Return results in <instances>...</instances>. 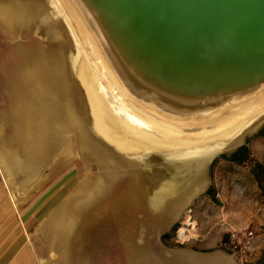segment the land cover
Wrapping results in <instances>:
<instances>
[{
    "label": "rangeland",
    "instance_id": "obj_1",
    "mask_svg": "<svg viewBox=\"0 0 264 264\" xmlns=\"http://www.w3.org/2000/svg\"><path fill=\"white\" fill-rule=\"evenodd\" d=\"M49 11L47 0H0V212L9 204L49 264H240L223 242L244 228L255 237L243 264H264V179L252 171L264 166V114L153 207L170 166L157 154L138 164L95 132L68 60L74 41ZM242 145L248 158L228 160ZM51 197L32 218L31 204Z\"/></svg>",
    "mask_w": 264,
    "mask_h": 264
},
{
    "label": "water",
    "instance_id": "obj_2",
    "mask_svg": "<svg viewBox=\"0 0 264 264\" xmlns=\"http://www.w3.org/2000/svg\"><path fill=\"white\" fill-rule=\"evenodd\" d=\"M72 2L113 88L158 113L190 117L264 87V0Z\"/></svg>",
    "mask_w": 264,
    "mask_h": 264
},
{
    "label": "bare ground",
    "instance_id": "obj_3",
    "mask_svg": "<svg viewBox=\"0 0 264 264\" xmlns=\"http://www.w3.org/2000/svg\"><path fill=\"white\" fill-rule=\"evenodd\" d=\"M47 1L49 13L61 19L74 41L68 60L72 75L84 88L92 128L109 145L138 164L148 165L150 155L157 154L170 166V176L149 195L153 207L171 197L177 188H186L194 178L200 177L220 151L262 118L264 87L251 98L190 117L167 116L131 100L122 90L113 88L103 66L90 52V36L72 0ZM105 165L110 166L108 162Z\"/></svg>",
    "mask_w": 264,
    "mask_h": 264
},
{
    "label": "crops",
    "instance_id": "obj_4",
    "mask_svg": "<svg viewBox=\"0 0 264 264\" xmlns=\"http://www.w3.org/2000/svg\"><path fill=\"white\" fill-rule=\"evenodd\" d=\"M55 201H52L51 197L49 199H43L36 207L31 204V207H33L31 211L33 212L32 218L36 217L39 213L46 212L49 206L51 204L53 205ZM44 208L47 209L45 210ZM43 209L44 211H42ZM7 210H1L0 212V264H49V260H45L38 255L36 244L31 242L29 238H24L27 235L32 236V232L28 229L29 227L27 229L25 227H14L13 223L15 218L13 217V212L9 204ZM23 215L21 217H26L27 219L30 218L31 213L27 212ZM226 260L221 261L220 264H237L233 261Z\"/></svg>",
    "mask_w": 264,
    "mask_h": 264
},
{
    "label": "built area",
    "instance_id": "obj_5",
    "mask_svg": "<svg viewBox=\"0 0 264 264\" xmlns=\"http://www.w3.org/2000/svg\"><path fill=\"white\" fill-rule=\"evenodd\" d=\"M254 237L252 228L231 231L225 238L223 245L235 256L240 264H243L253 254Z\"/></svg>",
    "mask_w": 264,
    "mask_h": 264
},
{
    "label": "trees",
    "instance_id": "obj_6",
    "mask_svg": "<svg viewBox=\"0 0 264 264\" xmlns=\"http://www.w3.org/2000/svg\"><path fill=\"white\" fill-rule=\"evenodd\" d=\"M258 135H261L264 137V127L259 131ZM248 156H249L248 146L242 145L238 149L233 151L227 159L234 161V162L241 163L244 160H246ZM252 171H253L255 178L257 179L259 183V186L262 187L263 186L262 181L264 179V166L260 163H256L253 166ZM261 260H263L264 262V251L262 253Z\"/></svg>",
    "mask_w": 264,
    "mask_h": 264
}]
</instances>
